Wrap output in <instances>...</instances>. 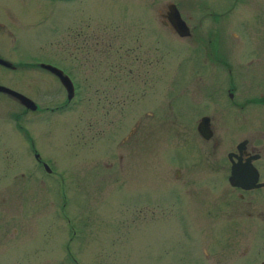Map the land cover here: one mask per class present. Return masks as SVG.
<instances>
[{
    "label": "flooded vegetation",
    "instance_id": "obj_1",
    "mask_svg": "<svg viewBox=\"0 0 264 264\" xmlns=\"http://www.w3.org/2000/svg\"><path fill=\"white\" fill-rule=\"evenodd\" d=\"M31 1L36 4V10H42L41 15L44 9H40L34 2L38 0ZM45 1L56 2L53 17L49 21L53 20L57 10L60 11L57 2L70 1L72 8L76 6L75 0ZM255 1L257 0H222L221 5L225 4V8L220 13L206 0L166 1L160 9L154 10L158 19L151 20L148 17L147 20H141V26L146 27V30L140 27L135 29L133 68H128L127 71L124 58H129L131 52H127L128 56L124 55L122 49L126 42L111 40L108 32L104 36V42L101 41L104 59L101 82L103 91H122L125 76L130 73L138 91L136 102L140 110L127 135L129 138L133 136V164L130 169L134 173L140 164L154 166L157 162V121L155 119L152 124L141 125V115L152 119L157 106V102H151L152 91L156 90L157 84V33L160 37L161 34L164 36L159 41L163 48L170 47L168 39L173 34L177 36L173 37L181 40L182 60L179 64H186L182 71V75H186L182 92L195 93L194 97L190 94L191 102L183 106L180 102H165L167 116L165 115L164 133L166 140L171 142L166 148L165 160L163 159L167 166V176L169 169V178L165 180L168 194L164 201L166 210L133 211L130 216L135 214L134 218L151 220L160 218L173 223H179L176 218H180L186 243L178 260L184 264H264V94L251 96L247 90L251 86L262 88L264 85V11L261 9L259 14L255 13L250 17L246 15L248 4H254ZM263 3L261 2V6ZM8 7L5 3L0 4V59L6 61V64L0 63V86L25 96L28 98L27 102L35 104V108L29 109L20 103L22 101L18 97L0 89V107L3 105L9 108L11 104L15 109L14 113L11 112L14 125L12 123L8 126L9 134L8 137L5 136L9 141L5 144L7 147H1L0 156L8 165L18 158L16 154L19 149H24L31 164L41 171L42 176L45 172L55 176L49 164L52 160L49 158L46 161L43 147L42 151L39 147L43 146L44 139L32 136L29 129L33 122L35 126L45 122L52 126L47 120L52 118L51 114L65 110L72 114L69 117L75 128V97L81 89L80 83L90 82V78L85 74L86 78L80 75L78 77L74 70L75 60L71 63V68L65 69L51 61H42V51L34 52L28 46L23 51L21 39L24 31L39 33L45 26V20L19 19L16 12ZM252 7L256 10L257 3ZM233 9L238 12V18L237 15H230L229 12ZM176 13L180 17V29ZM69 21L76 25V18H70ZM84 24L86 31L91 30L92 25L87 20ZM48 26H51L49 22ZM257 27L261 28L260 33ZM78 35L79 31L72 30V40ZM72 49L77 48L74 46ZM158 53L167 64L169 52ZM74 58L76 59V53ZM45 64L55 67L60 73L45 67ZM166 68H162V74L166 73ZM10 72L15 75L12 76ZM232 73L240 76L238 82L234 81L233 84L230 80ZM222 75L227 76L225 80H221ZM3 76L9 79L16 77L19 86L15 88L7 85ZM61 76H66L64 79L68 87L61 82ZM142 91L149 94L147 101L143 97L148 94L140 93ZM119 102L123 100L119 99ZM143 106H148V109L142 110ZM246 108L249 109L244 115L242 111ZM33 112L37 113L36 119L28 115ZM249 117L254 121V126L245 130ZM18 118L21 120L18 121ZM242 118L244 119L241 120ZM2 119L0 117V121ZM59 123L56 121L54 128L60 129ZM15 126L20 131H16ZM242 129L245 135L236 140L235 134ZM12 139L17 141H11ZM120 140L116 154L109 151L104 155L115 158L105 165L111 168L113 164L116 169L112 170L118 179L124 181L127 178L122 164L126 154L122 144L127 138L122 136ZM74 145L75 133L72 134L69 146L75 153ZM233 165H236L237 185L230 182ZM14 171L8 176L12 181L16 179V174H12ZM30 177V173L24 169L19 172L17 182L22 184ZM133 183L134 190H138L137 180L134 178ZM36 184L42 185V179H36ZM133 202L134 205L140 204V199H134ZM146 202H153L154 205L157 203ZM256 240L260 242L256 243ZM256 258H259L258 262Z\"/></svg>",
    "mask_w": 264,
    "mask_h": 264
},
{
    "label": "rangeland",
    "instance_id": "obj_2",
    "mask_svg": "<svg viewBox=\"0 0 264 264\" xmlns=\"http://www.w3.org/2000/svg\"><path fill=\"white\" fill-rule=\"evenodd\" d=\"M166 1L172 0H75V8L71 7L70 1H60L57 2L60 11L57 10L53 20L49 21L53 17L56 2L34 1L40 9H44L40 15L42 10H36V4L31 0H0V4L9 5L19 19L45 20V26L39 33L24 31L21 39L23 51H26L27 46L33 48L34 52L42 51V61H51L65 69L75 60L74 70L78 77L80 75L86 78L87 75L90 78V82L80 83L81 89L75 97V128L69 117L72 114L65 110L51 114L52 118L47 120L52 126L48 122L35 126L33 122L34 128L32 126L29 129L32 136L44 139L43 146L39 147L41 151L43 147L44 159L52 160V163L49 162L51 166L48 165L55 176L47 172L42 176L41 171L31 164L24 149H19L16 154L18 158L14 163L7 162L8 165L0 156V264H184L178 260L186 243L180 218H176L179 224L177 221L167 222L160 218L151 220L134 218L135 214L130 216L133 211L166 210L164 201L168 194L165 180L169 178V169L167 176L164 154L171 142L166 140L164 133L165 115L167 116L165 102H180L183 106L191 102L190 94L194 97L195 93L182 92V83L186 79L182 71L186 64H179L182 60L181 40L173 34L168 39L170 47L163 48L159 41L164 36L161 34L160 37L157 33V84L151 98V102H157V106L152 119L141 115V125L152 124L155 119L157 121V162L154 166L140 164L134 173L130 169L133 164V136L129 138L127 135L140 110L136 102L138 91L132 73L125 76L123 92L103 91L101 84L104 67L101 41L104 42L106 32L111 40L126 42L122 51L126 56L127 52L131 53L129 58H124L125 71L133 68L134 31L138 27L146 30V27L141 26V20H147L148 17L151 20L158 19L154 10L160 9ZM206 2L217 13L225 8V4L221 5L222 0ZM261 2L264 0L248 4L246 15L250 17L255 13L259 14L261 9L264 11V3L261 6ZM256 3L255 10L252 5L256 6ZM234 9L228 12L238 18V12ZM70 18H76V25L70 24ZM86 20L92 25L89 31L84 28ZM48 22L51 26H48ZM174 26L177 28V25ZM72 30L79 31V35L73 40ZM257 30L260 33L261 28L257 27ZM117 35L119 36L115 37ZM74 46L77 49H72ZM161 51L169 52L167 64L158 53ZM163 67H167L165 74H162ZM10 74L15 75L14 72ZM226 77L222 75L221 80ZM239 77L232 73V84L234 81L238 82ZM3 79L9 86H19L16 77L9 79L3 76ZM261 87H248V95L264 94V85ZM140 93L145 94L147 91ZM148 97L149 94L143 98L147 101ZM117 98L123 102H119ZM9 105L10 109L3 105L0 107V117L3 118L0 121V133L3 135L0 150L2 146L7 147L5 144L9 139L5 136L9 134L8 126L12 123L14 125L11 112L14 113L15 109ZM141 109L147 110L148 106ZM248 109L242 111L244 115ZM36 114L33 112L28 115L36 119ZM56 121L60 122V129L54 128ZM251 125L254 126V121L249 117L245 130H250ZM14 129L20 131L16 126ZM73 133L75 153L69 149ZM244 135L242 129L235 134V139L238 140ZM122 136L127 138L122 144L126 154L122 164L127 178L124 181L118 179L114 173L116 167L113 164L111 168L105 165L106 162H113L115 158L104 155L109 151L116 154V147ZM142 157L144 158L143 153ZM24 169L31 177L20 184L17 182L18 174ZM13 170L15 171L12 174H16V179L12 181L8 176ZM130 174L136 176L132 177ZM39 178L43 182L40 186L36 184V179ZM133 178L137 180L138 190H134ZM134 199H140V204L134 205ZM146 200L157 203L154 205Z\"/></svg>",
    "mask_w": 264,
    "mask_h": 264
},
{
    "label": "water",
    "instance_id": "obj_3",
    "mask_svg": "<svg viewBox=\"0 0 264 264\" xmlns=\"http://www.w3.org/2000/svg\"><path fill=\"white\" fill-rule=\"evenodd\" d=\"M175 18H176V20H177V25H178V27H179V20H180V17L178 16L177 13H176V17H175ZM179 28H180V27H179ZM178 31H181V30H178ZM179 33L182 35V32H179ZM0 63L6 64V61L0 59ZM45 67H50L51 69H54L56 72H59V73H60V71H59L58 69H56L55 67H53V66H51V65H49V64H45ZM64 78H66V76H61V82H62L64 85H66V86L68 87V85H67V83H66V81H65ZM0 89L6 90V91L12 93L13 95H15L16 97H18V98L22 101V102H20V103H21L22 105L28 107L29 109H34V108H35V104H33L32 102H31V103L27 102L28 98H26L25 96H23V95H21V94L15 92V91L8 90V89H6V88H4V87H2V86H0ZM235 167H236V165H233V166H232V176L230 177V182H231L232 184H234V185H237V184H238V180H237L236 175H235V172H236Z\"/></svg>",
    "mask_w": 264,
    "mask_h": 264
},
{
    "label": "bare ground",
    "instance_id": "obj_4",
    "mask_svg": "<svg viewBox=\"0 0 264 264\" xmlns=\"http://www.w3.org/2000/svg\"><path fill=\"white\" fill-rule=\"evenodd\" d=\"M185 35V34H184Z\"/></svg>",
    "mask_w": 264,
    "mask_h": 264
}]
</instances>
